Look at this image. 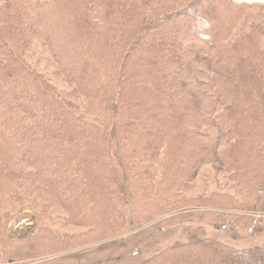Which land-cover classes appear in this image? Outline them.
Listing matches in <instances>:
<instances>
[{
    "label": "trees",
    "instance_id": "obj_1",
    "mask_svg": "<svg viewBox=\"0 0 264 264\" xmlns=\"http://www.w3.org/2000/svg\"><path fill=\"white\" fill-rule=\"evenodd\" d=\"M210 1L217 24L206 32L207 11L201 3ZM248 8L264 9V0L41 3V11L35 12L39 22L31 24L41 31L35 36L47 43L73 89L59 91L10 48L8 57L1 55L0 209L7 215L16 210L21 199L16 182L27 180L45 187L51 205L65 212L61 223H88L97 229L100 220L94 209L102 201L98 195L102 174L96 164L111 168L106 182L121 176L126 186L128 171L119 173L129 166L149 167H142L143 150L155 162L167 155L170 145L169 160L191 170L189 178L200 165L220 163L238 185H250V190L235 187L244 201L250 199L244 203L249 210L264 212V31L263 26L248 27L240 33V19ZM124 13L128 18L116 21ZM5 18L14 33L0 26L3 48L13 38L32 40L31 28L24 30L17 19ZM171 27L169 33L162 31ZM196 41L211 49H199ZM108 62L116 69L107 71ZM94 66L97 70H90ZM172 90L176 95L169 97ZM73 97H82L86 108L75 109ZM205 129H214L218 136ZM96 133L99 144L91 136ZM232 216L238 221L239 215ZM255 228L253 224L248 229ZM227 238H193L154 253L141 264H264V244L239 247L231 233ZM185 249L204 256L183 258L179 253L168 259V251Z\"/></svg>",
    "mask_w": 264,
    "mask_h": 264
},
{
    "label": "rangeland",
    "instance_id": "obj_2",
    "mask_svg": "<svg viewBox=\"0 0 264 264\" xmlns=\"http://www.w3.org/2000/svg\"><path fill=\"white\" fill-rule=\"evenodd\" d=\"M45 1L0 0V26L9 28L13 32L5 23V17H13L21 23L24 30L31 28L33 34L32 40L28 41H18V38H13L7 49L0 45V57L4 53L8 57L10 48L13 55L23 57L32 70L40 75L43 74L56 89L69 92L72 91L73 85L62 73L59 64L54 61L55 59L47 49V43H41V31L37 32V29L35 30L31 25L32 22H39L35 12L41 11V3ZM201 4L207 11L209 23L205 31L211 32L213 26L217 24L214 2ZM127 14L118 16L116 21L126 20ZM240 20V33L247 31L248 27L261 29L260 27L263 26L264 31V9L262 8H248ZM195 28L198 29V27ZM172 29L173 27L165 28L162 31L168 32ZM195 43L199 49H211L207 43L201 41ZM210 53L212 54L213 51L210 50ZM12 56L11 59L15 58ZM101 67L103 69V66ZM111 68L112 65L108 62L107 71ZM90 70H97V68L94 66ZM108 88L109 84L107 90ZM168 93H170L169 97L176 95L175 90ZM81 98H70L75 109L86 108ZM122 101L126 102L127 99ZM122 120L128 121L127 117ZM205 130L213 136H218L214 129ZM91 136L94 142L99 144L96 140L99 139V134ZM89 146L97 148L95 144ZM169 147L171 146L166 148L167 155L159 156L155 162L149 156V152L143 150L146 155L145 159H141L145 163L142 167L149 166V172L148 168H141V165L129 166L125 172H121L123 171L121 169L119 174H126L128 171L130 181L126 186L124 185L126 179L121 176L112 183L106 182L105 178L109 179L112 174L111 168H107L106 163L96 164L100 167V174H102L100 176L102 182L98 190L102 201L97 209H94L100 220L97 229L91 228L88 223L64 225L60 219L66 216L65 212L51 205L48 201L50 197L45 193V187L41 185L37 187L35 183L27 180L25 181L27 184H24V181L20 184L16 182L15 186L19 187L20 192L16 196L21 198L20 203L16 202V210L7 215L8 213L0 209V217L3 219L0 222V264H141L144 260L152 258L154 253H159L168 246L193 241V238H202L207 235L225 236L228 239L227 236L230 233L234 236V240L231 239V241L239 247L253 243L264 244V220H262L264 212L249 210L251 208L244 203L249 202L250 199L244 201L238 189L235 188L237 186L244 189L245 185L241 183L238 185L236 181L230 179L228 176L230 172H225L223 170L225 166L220 163L200 165L196 175L189 178L191 170L186 171L184 167H178L169 160L171 157L168 154L171 153L170 150H173ZM97 152L100 153L103 150ZM97 157L98 161L102 160L100 156ZM28 184L31 186H25ZM249 187L250 185L245 189L250 190ZM255 192L256 190L251 192L250 197H253ZM31 203H37L38 207L29 208ZM44 207L49 208L45 211ZM83 207L87 208L85 204ZM89 212L91 208H88ZM43 213L44 218L38 219ZM232 215H239L238 221L234 222ZM84 221L89 220L84 219ZM253 224L256 228L251 231L248 228ZM48 233L51 235L47 236ZM181 251L172 253L168 251L166 254L169 255L167 256L169 260L173 259V254L179 253L183 255V258L204 256L197 250ZM60 259H64L62 263H55ZM162 259L160 260L167 261V258Z\"/></svg>",
    "mask_w": 264,
    "mask_h": 264
}]
</instances>
